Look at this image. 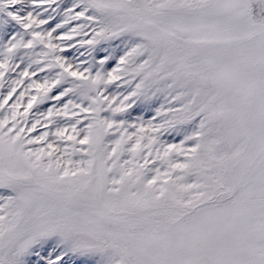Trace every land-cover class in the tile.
<instances>
[{
    "label": "snow or ice",
    "instance_id": "1",
    "mask_svg": "<svg viewBox=\"0 0 264 264\" xmlns=\"http://www.w3.org/2000/svg\"><path fill=\"white\" fill-rule=\"evenodd\" d=\"M0 264H264V0H0Z\"/></svg>",
    "mask_w": 264,
    "mask_h": 264
},
{
    "label": "rangeland",
    "instance_id": "2",
    "mask_svg": "<svg viewBox=\"0 0 264 264\" xmlns=\"http://www.w3.org/2000/svg\"><path fill=\"white\" fill-rule=\"evenodd\" d=\"M10 103H11V101H10Z\"/></svg>",
    "mask_w": 264,
    "mask_h": 264
}]
</instances>
